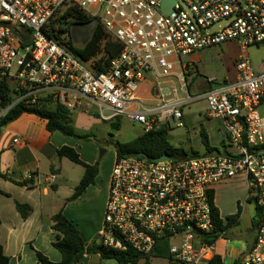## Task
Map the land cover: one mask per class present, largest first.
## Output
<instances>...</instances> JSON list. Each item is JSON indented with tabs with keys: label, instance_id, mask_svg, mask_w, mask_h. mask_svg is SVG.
I'll return each mask as SVG.
<instances>
[{
	"label": "built area",
	"instance_id": "obj_1",
	"mask_svg": "<svg viewBox=\"0 0 264 264\" xmlns=\"http://www.w3.org/2000/svg\"><path fill=\"white\" fill-rule=\"evenodd\" d=\"M163 1L0 0V124L17 106L59 104L70 112L96 106L101 120L125 118L146 133L168 121L181 126L183 107L203 101L207 116L222 122L223 152L164 162L115 159L99 237L103 247L141 256L167 241L168 259L154 261L207 264L214 258L215 242L207 236L216 185L243 177L248 197L264 208V59L255 68L240 54L234 80L207 77L208 87L191 94L197 70L189 57L226 42L241 51L264 44V0H174L167 14L161 13ZM70 6L120 44L104 72H94L90 62L49 36L61 27L72 42L78 25L61 17ZM148 77L157 92L151 107L137 96ZM168 82L178 86L166 89ZM34 176L26 174L24 181ZM240 262L264 264V226L256 227Z\"/></svg>",
	"mask_w": 264,
	"mask_h": 264
},
{
	"label": "crops",
	"instance_id": "obj_2",
	"mask_svg": "<svg viewBox=\"0 0 264 264\" xmlns=\"http://www.w3.org/2000/svg\"><path fill=\"white\" fill-rule=\"evenodd\" d=\"M219 49L225 57L230 56L226 65L228 80L232 81L237 75L235 61L241 47L235 42H226ZM189 60L197 70L191 87L194 86L197 92L202 91L208 85L204 81L207 77L199 82L196 80L200 74V57L194 54ZM174 84L168 82L167 86ZM137 96L146 107L156 105L157 92L151 77L140 85ZM45 124L44 120L35 115L22 114L0 129V174L6 176V179L0 178V245L9 260L8 264H39L37 254L53 263L61 261V254L53 246L57 233L52 229L51 218L57 213H61L76 227L86 247L100 243L99 231L110 173L100 179V164L96 161V153L101 145L108 142L104 136L105 129L99 137L89 134L90 131L80 134L91 135L86 140L67 137L59 132L50 133ZM184 124L187 125L185 144L170 143L173 147L203 153L199 135L200 127H203L210 146L223 152L225 132L222 122L207 116L205 103L203 115L199 113L194 117L182 109L181 126H177L183 127ZM173 132L169 130L168 141L173 137ZM14 139H17V143L13 142ZM196 140L200 150L194 146ZM63 146L73 148L83 163L97 166L93 183L73 200L68 199L83 177L84 168L66 158L57 157L56 151ZM26 174L35 175L29 183L24 181ZM50 176H53L51 183L47 182ZM247 197L248 188L243 177L221 182L213 188V205L223 221L227 216L236 214L237 207H240V216L234 226L243 220L245 211L248 213L247 204L250 203ZM15 203L29 206L31 211L26 218L17 212ZM253 217L249 219L246 233L239 232L229 237L230 227L224 237L215 241L214 257H219L222 264H233L252 246L256 229L253 227ZM106 261L109 260H102L98 254H84L78 264H103ZM111 261L116 264L114 260Z\"/></svg>",
	"mask_w": 264,
	"mask_h": 264
},
{
	"label": "trees",
	"instance_id": "obj_3",
	"mask_svg": "<svg viewBox=\"0 0 264 264\" xmlns=\"http://www.w3.org/2000/svg\"><path fill=\"white\" fill-rule=\"evenodd\" d=\"M62 18L73 19L74 24L78 26L91 25V20L84 13L79 11L76 7L70 6L66 12L61 16ZM70 23V24H72ZM55 25V23H52ZM69 24V25H70ZM68 25V26H69ZM49 33V36L54 37L58 42L66 46L69 51L83 62H92L91 67L96 73L104 72L109 66L110 62L115 59L120 51L119 43L111 39L103 31L100 25H97L90 36V38L81 47L73 46L71 41L65 37V31L58 27L56 34ZM102 45V49H101ZM103 53L98 58L100 53ZM98 58V59H97ZM22 114H32L41 120L45 121V128L48 132H59L64 136L75 139H88L91 135L77 134L73 127L71 112L59 104L52 106H42L39 109L22 108L17 106L13 108L1 122V128L19 118ZM121 119L116 118L111 120V129L118 131L121 126ZM170 128L168 125H161L158 128L149 131L141 132L136 138L125 143H116L115 159L124 156H135L143 153L149 159H156L162 155H168L172 159H179L184 157L200 156L211 153H222L221 150L210 146L207 134L203 127H200L199 135L203 153L184 150L183 148L173 147L167 137ZM110 136H112L110 132ZM58 158H66L74 164L80 165L84 168V174L79 184L75 187L72 196L68 200H73L81 195L84 190L93 183L94 177L97 174V166H89L83 163L77 152L68 146H63L56 151ZM0 178L6 179V176L0 174ZM25 184V183H24ZM1 194V192H0ZM248 203L254 204L255 215L253 217V227L264 226V208L257 206L250 197H247ZM211 216L213 223V231L207 236L208 242H215L218 238L224 237L228 229L234 226L240 216V207H237V212L234 215L227 216L223 221L218 210L213 205V191L210 193ZM15 208L22 218H26L30 213V208L27 205L15 203ZM52 229L57 233L54 248L61 254V261L53 263L47 260L41 254H37L39 264H78L84 254H98L102 260H114L116 264H153L157 258L168 259V242L161 241L153 251L147 256H141L131 249L126 251H118L103 247L99 244H92L85 246L76 227L67 220L61 213L55 214L52 218ZM8 258L3 254L2 246L0 245V264H8ZM210 264H222L219 257H214ZM233 264H241L240 259Z\"/></svg>",
	"mask_w": 264,
	"mask_h": 264
},
{
	"label": "rangeland",
	"instance_id": "obj_4",
	"mask_svg": "<svg viewBox=\"0 0 264 264\" xmlns=\"http://www.w3.org/2000/svg\"><path fill=\"white\" fill-rule=\"evenodd\" d=\"M93 32L92 26L90 24H86L83 26L75 27L72 35V42L74 46L80 47L81 44H84L91 36ZM66 39L68 38L65 35ZM70 39V38H69ZM71 41V39H70ZM220 46L212 47L209 49L202 50L198 52L196 55L200 57V62L198 66L200 67V74L196 79L199 82L203 77L212 76L216 78V83H222L223 81L228 80V71H227V61L230 56L226 55V57L220 52ZM102 49V45H101ZM240 54H246L248 58L251 60L253 67L257 68L259 65V61L264 58V44L258 46H249L246 48L245 51H240ZM103 53L101 52L98 56L101 57ZM97 58V59H98ZM92 62L90 61V64ZM177 87V84H174ZM172 87V85H166L165 88L168 89ZM190 93L194 94L197 93V90L192 86L190 88ZM179 94L182 95L181 92ZM184 112L186 114L197 116V114L203 115L204 113V102L200 101L194 104H190L189 106L183 107ZM104 115L107 117L110 115V112L104 110ZM72 124L77 132V134H86V132H91L89 134H94L95 136L99 137L101 135V131L105 129V138L108 140L106 144L101 145L100 148L104 150L102 156H99V150L96 153V161L100 164V179H104L108 176L111 172V168L114 163V154L115 148L114 146L116 143H125L133 140L139 134H141V128L136 125L130 123L125 118L121 119V126L118 131H114L112 136H110V132L112 131L110 125L112 121H103L99 117L98 109L96 106H90L89 108L85 109L84 107L79 108V110H74L71 112ZM179 121H168V125L171 131L173 132V137L169 140V143L173 145H182L185 144L186 138V130L187 125L184 124L183 127H178ZM2 132V131H1ZM194 146L198 150H200L199 143L197 140L195 141ZM99 148V149H100ZM230 193V192H229ZM248 213H244L243 220L240 222L238 226L231 227L229 237L231 235H235L239 232L246 233V228L249 225V219L253 215H255L254 204L250 203L247 204ZM103 264H115L113 261L109 260L104 262ZM142 264V263H139ZM153 264H162L160 261H154Z\"/></svg>",
	"mask_w": 264,
	"mask_h": 264
},
{
	"label": "water",
	"instance_id": "obj_5",
	"mask_svg": "<svg viewBox=\"0 0 264 264\" xmlns=\"http://www.w3.org/2000/svg\"><path fill=\"white\" fill-rule=\"evenodd\" d=\"M174 4V0H164L163 3H162V6H161V13L162 14H167L172 6ZM111 133H113V130L111 131ZM105 141H103L104 143ZM116 145L114 146V148L116 149ZM104 153V150L102 148L99 149V156L101 157L102 154ZM136 157H139V158H144V159H149L145 154L143 153H140V154H137L135 155ZM170 159V157L168 155H162L156 159H149V160H152L154 162H164V161H168Z\"/></svg>",
	"mask_w": 264,
	"mask_h": 264
}]
</instances>
